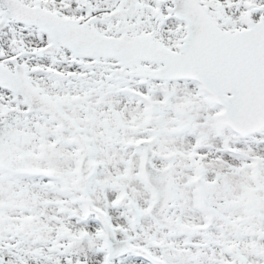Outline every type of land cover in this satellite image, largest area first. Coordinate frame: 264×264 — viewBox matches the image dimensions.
I'll return each instance as SVG.
<instances>
[{"label":"snow or ice","instance_id":"1","mask_svg":"<svg viewBox=\"0 0 264 264\" xmlns=\"http://www.w3.org/2000/svg\"><path fill=\"white\" fill-rule=\"evenodd\" d=\"M0 264H264V0H0Z\"/></svg>","mask_w":264,"mask_h":264}]
</instances>
